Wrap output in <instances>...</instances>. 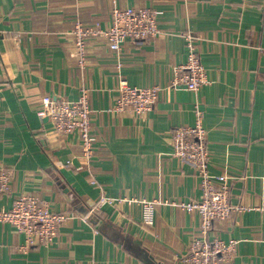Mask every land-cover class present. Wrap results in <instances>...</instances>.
<instances>
[{
  "label": "crops",
  "instance_id": "crops-1",
  "mask_svg": "<svg viewBox=\"0 0 264 264\" xmlns=\"http://www.w3.org/2000/svg\"><path fill=\"white\" fill-rule=\"evenodd\" d=\"M115 7L159 10V35L126 40L119 51L89 37L79 66L74 24L106 27ZM187 32L206 69L197 91L172 85L187 59ZM121 77L161 87L151 110L114 108ZM82 88L95 136L89 162L79 135L60 133L41 114L43 95L74 100ZM196 102L209 168L229 176L231 203L246 207L211 233L239 239L233 264H264V0H0V168L11 180L0 208L22 193L80 215L101 195L157 201L151 226L142 225L139 202L105 203L62 222L51 243L26 249L23 234L0 221V264H188L200 216L173 202L199 197V178L173 153L170 133L195 122Z\"/></svg>",
  "mask_w": 264,
  "mask_h": 264
},
{
  "label": "built area",
  "instance_id": "built-area-1",
  "mask_svg": "<svg viewBox=\"0 0 264 264\" xmlns=\"http://www.w3.org/2000/svg\"><path fill=\"white\" fill-rule=\"evenodd\" d=\"M160 11L151 7H115L106 27L98 28L83 25L77 21L70 33L77 64L86 63V41L89 37L103 36L113 51H119L126 40L145 41L157 37L160 33L158 15ZM187 46V59L181 65V72L175 74L172 85L184 84L197 91L207 81L206 69L195 46L197 36L191 32L184 34ZM161 87L130 85L124 77L118 82V95L114 108L117 111L128 110L143 115L153 108L159 97ZM195 122L192 125L174 127L170 133L173 153L187 163L199 178L200 195L195 199L173 202L186 212H196L200 216L198 232L190 239L183 261L188 264H233L237 254L239 239L231 236L227 240L212 235L216 221L228 219L244 205H234L230 201L229 176L222 172L215 174L209 168L210 152L207 146V131L203 126L204 111L200 103L194 105ZM42 115L52 122L53 128L60 133L76 132L79 135L82 156L87 162L94 154L95 136L91 132V109L88 89L82 88L77 99L43 95ZM10 175L0 168V195L10 191ZM93 182V181H92ZM121 201H137L141 204L142 225L151 226L155 218V199L112 198L101 195L98 203L89 211L80 215L73 211L55 212L39 197L22 193L13 201L10 208H0V221L8 222L23 234L26 249L36 244L51 243L58 227L72 217L86 219L102 204H116Z\"/></svg>",
  "mask_w": 264,
  "mask_h": 264
}]
</instances>
